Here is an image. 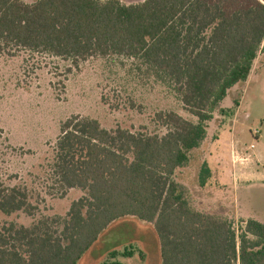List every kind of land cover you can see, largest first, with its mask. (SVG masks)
<instances>
[{
  "label": "trees",
  "instance_id": "obj_1",
  "mask_svg": "<svg viewBox=\"0 0 264 264\" xmlns=\"http://www.w3.org/2000/svg\"><path fill=\"white\" fill-rule=\"evenodd\" d=\"M0 48L48 53L74 67L94 57L135 61L140 73L171 87L196 118L159 112L160 135L106 130L77 115L61 122L51 177L60 195L71 189L85 195L70 204L57 228L47 218L30 227L2 225L0 264H78L123 218L152 226L160 264H264V223L249 217L237 236L227 215L201 210L177 176L189 168L220 103L264 54V0H0ZM201 165L198 190L211 179ZM20 211H36L28 191L0 183V213ZM134 254L128 247L108 257Z\"/></svg>",
  "mask_w": 264,
  "mask_h": 264
},
{
  "label": "rangeland",
  "instance_id": "obj_2",
  "mask_svg": "<svg viewBox=\"0 0 264 264\" xmlns=\"http://www.w3.org/2000/svg\"><path fill=\"white\" fill-rule=\"evenodd\" d=\"M135 64L109 56L90 58L74 67L69 60L48 53L0 48V183L24 187L36 207L32 216L21 211L0 213V227L9 223L30 227L47 218L57 228L70 204L85 195L80 189L60 195L51 177L52 146L67 118L77 115L96 120L106 130L157 135L165 133L156 121L159 112L173 111L196 122L171 87L140 73ZM203 162L211 179L206 189L198 190L194 182ZM177 176L184 177L201 210L227 215L237 236L249 217L264 223V54H258L247 81L232 88L220 103L207 123L204 141L190 154L189 168ZM128 247L135 252L132 258L109 259V251L120 253ZM138 252L144 254L143 260ZM113 261L160 264L152 226L133 218L117 220L78 264Z\"/></svg>",
  "mask_w": 264,
  "mask_h": 264
},
{
  "label": "built area",
  "instance_id": "obj_3",
  "mask_svg": "<svg viewBox=\"0 0 264 264\" xmlns=\"http://www.w3.org/2000/svg\"><path fill=\"white\" fill-rule=\"evenodd\" d=\"M250 148L253 149V145H251ZM231 160H232L233 162H235V160H236V162H238V161H237V158L234 157V156H231Z\"/></svg>",
  "mask_w": 264,
  "mask_h": 264
},
{
  "label": "crops",
  "instance_id": "obj_4",
  "mask_svg": "<svg viewBox=\"0 0 264 264\" xmlns=\"http://www.w3.org/2000/svg\"><path fill=\"white\" fill-rule=\"evenodd\" d=\"M255 219H257V218H255ZM258 220V219H257Z\"/></svg>",
  "mask_w": 264,
  "mask_h": 264
}]
</instances>
